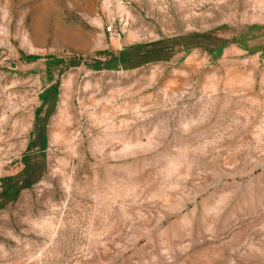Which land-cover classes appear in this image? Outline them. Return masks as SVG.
Returning <instances> with one entry per match:
<instances>
[{
	"label": "rangeland",
	"instance_id": "obj_1",
	"mask_svg": "<svg viewBox=\"0 0 264 264\" xmlns=\"http://www.w3.org/2000/svg\"><path fill=\"white\" fill-rule=\"evenodd\" d=\"M0 264H264V0H0Z\"/></svg>",
	"mask_w": 264,
	"mask_h": 264
},
{
	"label": "built area",
	"instance_id": "obj_2",
	"mask_svg": "<svg viewBox=\"0 0 264 264\" xmlns=\"http://www.w3.org/2000/svg\"><path fill=\"white\" fill-rule=\"evenodd\" d=\"M108 31H109L110 34H112V35L116 34L115 31H113V28H112V27H109V28H108Z\"/></svg>",
	"mask_w": 264,
	"mask_h": 264
}]
</instances>
